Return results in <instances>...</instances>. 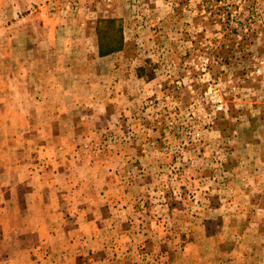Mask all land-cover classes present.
Masks as SVG:
<instances>
[{
  "label": "rangeland",
  "instance_id": "374dc122",
  "mask_svg": "<svg viewBox=\"0 0 264 264\" xmlns=\"http://www.w3.org/2000/svg\"><path fill=\"white\" fill-rule=\"evenodd\" d=\"M19 117L41 132L0 264H264V0H0Z\"/></svg>",
  "mask_w": 264,
  "mask_h": 264
},
{
  "label": "crops",
  "instance_id": "0c3cea01",
  "mask_svg": "<svg viewBox=\"0 0 264 264\" xmlns=\"http://www.w3.org/2000/svg\"><path fill=\"white\" fill-rule=\"evenodd\" d=\"M24 111H22V113L24 112L26 115H30L29 111H26V110ZM37 113L38 112H36V115ZM25 120L26 118L19 117L17 119L18 122H15L14 126H10L11 127L10 132H6L4 130L0 131V147H1L0 157H4V159L3 158L0 159V161L1 160L4 161L3 164H1L0 162V191L3 189H8L12 192H16V189L21 184L26 183L27 181L30 180V174L32 173H29V171H27L28 169L26 168L31 166L30 163H33L32 155L29 153V151H31V148L34 147L33 146L34 144L32 142H28L27 140L24 141V139L27 137L26 134L32 131H36L38 133L40 130H39V126H36V128H34V126L30 125L29 119L26 121ZM22 138L23 140L21 141ZM37 147L39 149H44L45 145L43 142H39ZM1 198H2V194L0 193V201H1ZM1 210L2 209L0 207V212ZM19 211L21 212V209ZM29 211H32V210L31 209L29 210V202H28V204L27 203L24 204V209H22V213H24L25 216H24V220L21 222L24 223L25 227L28 222L26 219L27 218L26 213ZM14 212H16L15 209H14ZM5 227H6L5 221L3 220L0 223V247L4 245L7 238L10 240V244L15 245L11 240L12 238L11 236L9 237L1 236L5 233L4 231ZM28 228H30L29 223H28ZM15 243H17V241ZM30 250L31 249L29 247H28V250L24 249V254H28V259L27 257H25L26 255L23 256V253H22V257H24V259L28 260L29 262L30 260L33 259V255H32L33 250L32 251ZM14 253L15 251H12V252L3 251L2 253L0 252V262L10 261L13 258L15 259L16 254Z\"/></svg>",
  "mask_w": 264,
  "mask_h": 264
},
{
  "label": "trees",
  "instance_id": "16d2710c",
  "mask_svg": "<svg viewBox=\"0 0 264 264\" xmlns=\"http://www.w3.org/2000/svg\"><path fill=\"white\" fill-rule=\"evenodd\" d=\"M108 24H113V21H109ZM122 47L123 40L120 29L114 30V28L111 27L110 32L108 29L102 32V35L98 34V55L100 57H106L119 52L122 50Z\"/></svg>",
  "mask_w": 264,
  "mask_h": 264
}]
</instances>
